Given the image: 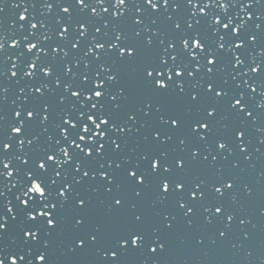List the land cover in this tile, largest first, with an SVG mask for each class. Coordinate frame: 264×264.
Here are the masks:
<instances>
[{"label":"snow or ice","instance_id":"1","mask_svg":"<svg viewBox=\"0 0 264 264\" xmlns=\"http://www.w3.org/2000/svg\"><path fill=\"white\" fill-rule=\"evenodd\" d=\"M0 264H264V0H0Z\"/></svg>","mask_w":264,"mask_h":264}]
</instances>
